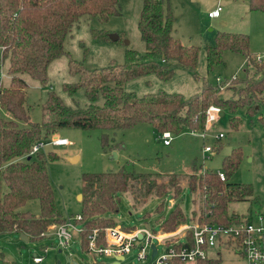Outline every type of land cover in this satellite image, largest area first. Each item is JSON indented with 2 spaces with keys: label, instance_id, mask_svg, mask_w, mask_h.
Here are the masks:
<instances>
[{
  "label": "trees",
  "instance_id": "obj_1",
  "mask_svg": "<svg viewBox=\"0 0 264 264\" xmlns=\"http://www.w3.org/2000/svg\"><path fill=\"white\" fill-rule=\"evenodd\" d=\"M247 3L250 12L264 15V0H247ZM118 15L119 0H0V48L3 63L7 61L9 78L7 85L2 83L0 93V235L16 232L26 235L29 241L38 240L50 226L65 223L53 203L46 157L41 153L29 156L34 144L60 129L99 130L102 150L112 152L122 147L115 142L114 133L139 124L150 125L157 136L163 133L179 136L186 130H202L211 105L227 109L233 115L230 119L233 130L241 123L235 116L240 110L250 117L256 116L264 129V61L255 62L249 53L250 39L246 34L218 33L214 45L205 47L209 70L222 64L227 51L244 55L246 66L253 68L244 78L232 80L238 87L231 97L222 96L219 85L205 80L201 82L200 94L189 98L164 92L137 97L123 89L126 82L152 74L167 81L174 76L176 66L190 71L200 81L195 74L198 49L182 45L173 36L176 19L166 0L142 2L137 27L145 45L143 54L126 49L122 64L111 63L100 70H88L70 58L64 45L81 18L107 22ZM90 34L98 44L118 42L124 37L117 34L118 39L112 41L109 32L96 29ZM62 55L68 56L69 73L78 78L75 84H64L63 89L70 95L83 90L89 104L85 108L69 107L50 91L41 105L40 122H31L25 108V77L47 86L48 67ZM100 98L102 105L97 104ZM1 111L9 113L14 120H5ZM19 122L24 125L20 126ZM47 159L54 161L57 157L49 155ZM240 160V150L224 158L221 173L225 182L220 180L219 172L206 170L198 174L195 162L192 173L186 176L136 173L123 167L117 172L83 174L81 218L77 222L82 228V250L87 251L86 237L93 230L101 242L104 231L115 226L112 216L119 212L121 195L130 194L135 204L145 203L149 197L170 196L171 200H180L184 182L195 196L193 204L197 197L200 203L199 214L193 210L190 220L224 226L239 222L242 217L229 213L228 206L253 197L250 186L229 183ZM32 200L39 204L37 216L20 211ZM162 205L163 202L157 206V211H161ZM185 221L176 205L160 228L163 232H173ZM196 264H222V261L213 258Z\"/></svg>",
  "mask_w": 264,
  "mask_h": 264
},
{
  "label": "rangeland",
  "instance_id": "obj_2",
  "mask_svg": "<svg viewBox=\"0 0 264 264\" xmlns=\"http://www.w3.org/2000/svg\"><path fill=\"white\" fill-rule=\"evenodd\" d=\"M143 0H119L120 15L111 17L107 22L97 18L83 17L72 28L71 34L66 39L64 48L70 58L83 64L88 70H100L111 63L122 64L125 50L131 49L138 54L145 52V45L138 32V18ZM176 19L174 24V37L184 46H194L198 49V61L195 74L200 78L195 80L193 74L181 67L174 68V76L163 81L156 75L138 77L126 82L123 89L127 93H134L137 97L159 92L179 94L185 98L200 94L202 80L209 84L221 87L224 97H231L237 90V84L232 80L241 79L246 73L253 72L252 67L246 66V58L242 54L224 52L222 64L207 69L206 46H213L218 33H241L250 39L249 53L256 60L261 57L264 61V15L250 12L247 0H166ZM221 8L218 19H209L208 13L215 8ZM92 29L104 30L111 35L122 34L124 37L114 43L98 44L92 40ZM1 56V55H0ZM68 56L62 55L50 63L47 75L48 85L41 86L38 82L25 77V108L31 122H40L41 105L47 100L51 91L69 107L85 108L89 102L83 90H78L70 95L64 89V84H75L77 76L68 71ZM257 62V61H255ZM261 62H258L259 64ZM5 67L7 61L4 62ZM233 78V79H232ZM6 75L3 85L9 83ZM216 79H220L217 83ZM237 85V86H236ZM236 86V87H235ZM234 88V89H233ZM233 91H231V90ZM98 105L103 104L100 98ZM220 107L216 105H211ZM222 116L212 125L204 122V128L199 131L186 130L179 136H172L171 145L166 147L161 136H157L148 124H139L132 128L117 131L113 137L116 143L121 144L118 159H113L110 152L102 150L99 137L100 131H82L78 129H60L55 134L48 136L44 143H50L54 137L67 139L65 146H45L39 153L46 157L45 168L51 186L53 203L56 210L65 218V223L76 225V231L66 248L59 246L55 238L56 230L49 231L38 240L29 241L26 235L10 233L0 235V264H35V257H42L39 264H116L112 257L94 259L90 252L84 251L80 245V226L75 220L80 214L81 204L78 196L81 194L82 175L117 172L122 167L136 173L176 174L186 176L192 173L195 162L196 172L206 170L222 172V162L232 151L241 152L238 169L230 177L231 184H244L252 189L253 197L242 203H231L229 213L247 219L256 213H262L264 208V129L259 124L257 117H250L245 110L237 111L235 116L240 119L237 130L230 127L232 114L221 110ZM2 117L14 120L9 113L1 111ZM23 126L24 123H20ZM223 135L219 141L215 137ZM205 135V139L199 138ZM211 147V153L203 149ZM113 152V151H112ZM115 152V151H114ZM31 155V156H35ZM56 156L57 160H49L47 156ZM78 156V158H71ZM71 158V159H70ZM70 159V161H69ZM180 200H171L170 196L162 198L149 197L145 203L135 204L128 193L120 197L119 212L112 216L115 226L123 228L144 229L153 235L164 233L171 235L177 232H163L160 229L162 222L176 205L179 206L189 223L192 211L199 214V199L196 194H190L183 183ZM256 199V200H255ZM163 202L161 211L157 206ZM20 211L39 215L37 200L26 203ZM196 215V217L198 216ZM197 220V219H196ZM193 220V221H196ZM264 223V222H263ZM60 225H52L58 227ZM159 252L163 251L162 243L152 240ZM139 249L135 248L125 255V261L119 264H148V261H138ZM209 258H220L222 264H245L243 258L231 251L216 249L208 251ZM194 264V263H178Z\"/></svg>",
  "mask_w": 264,
  "mask_h": 264
},
{
  "label": "built area",
  "instance_id": "obj_3",
  "mask_svg": "<svg viewBox=\"0 0 264 264\" xmlns=\"http://www.w3.org/2000/svg\"><path fill=\"white\" fill-rule=\"evenodd\" d=\"M221 8L217 7L214 11L208 14L209 18H218ZM3 49L0 48V93L1 86L6 77V68L2 60ZM257 63L261 62V57L256 58ZM219 83L220 79H216ZM221 110L217 107L210 106L206 111V123L212 125L216 122L221 114ZM163 144L169 146L172 141L170 133H163L161 135ZM199 138L205 139V135H199ZM216 141L223 138L220 134L215 137ZM45 139L33 145L29 156L37 154L47 145L54 147L65 146L68 144L67 139L54 137L50 143H44ZM205 153H211V147L203 149ZM218 176L222 182H225V176L219 172ZM80 215L75 218L80 220ZM264 208L262 213H256L251 218H241L239 222L231 225H212L200 224L197 221L190 220V222L181 224L177 232L171 235L161 233L153 235L151 232L144 229H135L132 232H126L121 227H111L104 231V236L101 242L97 235V231L86 237L87 252H90L92 257L96 260L103 257H112L117 263L121 262L118 258L125 261V255L131 250L137 248L138 261H148V264H174L178 263H194L209 258L208 251L216 249L231 251L233 254L244 259L245 264H264ZM76 225L67 222L58 227L50 226L45 234L49 231L56 230L55 238L59 246L66 248L72 238V233L76 231ZM161 229V228H160ZM80 234L82 228L77 230ZM162 231V230H161ZM140 236V238H139ZM152 240L162 243L163 251L159 252L157 246L152 244ZM152 246L155 247L156 253L152 258ZM43 258L35 257L33 262L39 264Z\"/></svg>",
  "mask_w": 264,
  "mask_h": 264
},
{
  "label": "water",
  "instance_id": "obj_4",
  "mask_svg": "<svg viewBox=\"0 0 264 264\" xmlns=\"http://www.w3.org/2000/svg\"><path fill=\"white\" fill-rule=\"evenodd\" d=\"M110 39H111L112 41H116V40L118 39V37H116L115 35H111V36H110ZM222 115H223V113L220 114V116H222ZM111 154H112V158H113V159H117V154H116V152L113 151ZM73 159H74V158H73ZM78 200H79V201L82 200V195H81V194L78 196ZM139 238H140V236H139ZM151 249H152V256H151V257L153 258V257L155 256L156 250H155V247H154V246H152ZM118 259H119L120 261H122V258H118ZM116 264H119V263L116 262Z\"/></svg>",
  "mask_w": 264,
  "mask_h": 264
},
{
  "label": "crops",
  "instance_id": "obj_5",
  "mask_svg": "<svg viewBox=\"0 0 264 264\" xmlns=\"http://www.w3.org/2000/svg\"><path fill=\"white\" fill-rule=\"evenodd\" d=\"M215 9H216V8H215ZM215 9H214V10H215ZM214 10H212V11H214ZM212 11H211V12H212ZM208 14H209V13H208ZM220 16H221V12H220V15H219L218 18H220ZM208 18H209V17H208ZM218 18H209V19H218ZM173 35H174V31H173ZM170 145H171V143H170ZM170 145H169V146H170ZM164 146H165V145H164ZM166 147H168V146H166ZM115 152H116V154H117V159H118V157H119V155H120V152H119V150H117V151H115ZM111 153H112V152H110L109 154H111ZM71 158H78V156H73V157H71ZM71 158H70V159H71ZM70 159H69V161H70ZM80 202H81V201H80ZM121 228H122V227H121ZM78 234H79V233H78ZM80 234H81V233H80ZM80 234H79V235H80ZM218 258H219V257H218Z\"/></svg>",
  "mask_w": 264,
  "mask_h": 264
}]
</instances>
